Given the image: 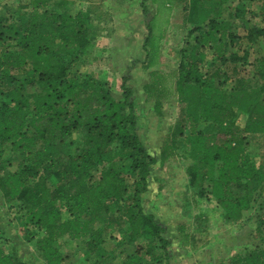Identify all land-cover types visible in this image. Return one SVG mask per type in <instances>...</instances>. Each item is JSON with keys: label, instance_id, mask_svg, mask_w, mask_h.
<instances>
[{"label": "trees", "instance_id": "obj_1", "mask_svg": "<svg viewBox=\"0 0 264 264\" xmlns=\"http://www.w3.org/2000/svg\"><path fill=\"white\" fill-rule=\"evenodd\" d=\"M255 1L239 0L226 17L229 0H150L147 22L143 90L158 114L174 97L183 105L160 162L182 149L192 186L215 199L228 222H240L264 199V167L250 148L264 135V53L249 59L250 48H264V27L252 23ZM49 2L0 13V198L16 203L21 235L46 264H71L61 249L65 237L77 243L82 264H171L166 227L143 207L157 158L138 133L133 89L124 82L115 98L93 73L74 70L95 47L91 11L60 12ZM177 3L195 43L178 69L165 72L156 65ZM242 39L249 42L243 54L230 51ZM250 74L257 85L246 84ZM256 208L264 229V203ZM186 228L178 225L185 246ZM0 264L29 263L0 246ZM229 264H264V248L244 250Z\"/></svg>", "mask_w": 264, "mask_h": 264}, {"label": "rangeland", "instance_id": "obj_2", "mask_svg": "<svg viewBox=\"0 0 264 264\" xmlns=\"http://www.w3.org/2000/svg\"><path fill=\"white\" fill-rule=\"evenodd\" d=\"M29 1L0 0V13L4 16L16 15L14 11L21 7L25 10L23 6ZM238 1L229 0L224 16L235 12ZM262 3V0H257L253 4L252 11L256 15L252 17V23L264 27ZM142 5L148 6V14L143 12ZM49 8L70 13L90 9L95 47L91 53L81 57L74 70L93 73L111 87L115 98H122L124 82L133 89L138 133L149 153L157 158V163L151 168L148 191L143 194V207L166 227L165 236L171 240V264H229L234 255L244 250L264 248V229L260 226V212L256 208L264 203V199H260L255 209L247 212L240 222H228L215 199L199 195L192 186L188 172L191 160L181 154L182 149L164 164L160 162L165 137L172 136L182 123L183 105L174 97L158 114L154 110V102L147 98L143 90L148 81V70L144 68L147 22L154 11L150 0H50ZM190 29L182 4L177 3L171 25L161 43L157 69L165 72L178 69L182 53L189 52L195 43L193 35L188 34ZM244 33L247 31L244 30ZM247 46V39H242L230 51L242 55ZM260 53H264V48L259 53L250 48V61L253 62ZM246 68L253 70L252 66ZM252 83L257 85L258 82L250 74L246 84ZM231 84L230 81L229 86ZM237 121L242 125L245 123L241 115ZM208 125V122L200 123V127ZM73 137L79 145L82 133L77 131ZM250 148L256 163L264 167V135L253 138ZM17 212L16 203L9 207L0 198V246L9 251L15 249L20 258L29 264H46L37 254L35 243L23 239L16 219ZM5 224L11 227V234L6 233L7 238L1 232ZM180 224H185L189 233L190 242L186 246L178 232ZM112 234L120 235L118 232ZM61 249L68 255L69 263L82 264L81 251L76 242L65 237L61 240Z\"/></svg>", "mask_w": 264, "mask_h": 264}, {"label": "crops", "instance_id": "obj_3", "mask_svg": "<svg viewBox=\"0 0 264 264\" xmlns=\"http://www.w3.org/2000/svg\"><path fill=\"white\" fill-rule=\"evenodd\" d=\"M4 202V201H3ZM5 203V202H4ZM18 222V221H17ZM3 228V231H1L2 233H3V235L6 237L7 236V234H11V227L9 226V225H7V224H5L4 225V227H2ZM6 230H7V232H6ZM7 233V234H6ZM1 236H2V234H0ZM7 238V237H6Z\"/></svg>", "mask_w": 264, "mask_h": 264}]
</instances>
